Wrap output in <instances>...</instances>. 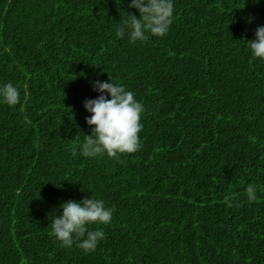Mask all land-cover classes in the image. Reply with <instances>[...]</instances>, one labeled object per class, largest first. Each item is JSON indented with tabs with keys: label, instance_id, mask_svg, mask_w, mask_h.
I'll list each match as a JSON object with an SVG mask.
<instances>
[{
	"label": "trees",
	"instance_id": "trees-1",
	"mask_svg": "<svg viewBox=\"0 0 264 264\" xmlns=\"http://www.w3.org/2000/svg\"><path fill=\"white\" fill-rule=\"evenodd\" d=\"M127 12L0 0V84L21 90L0 103V264H264V59L246 41L264 0H174L169 32L135 44L115 35ZM109 77L144 105L141 147L85 157L83 101ZM88 196L114 209L90 226L104 239L62 247L53 216Z\"/></svg>",
	"mask_w": 264,
	"mask_h": 264
},
{
	"label": "clouds",
	"instance_id": "clouds-1",
	"mask_svg": "<svg viewBox=\"0 0 264 264\" xmlns=\"http://www.w3.org/2000/svg\"><path fill=\"white\" fill-rule=\"evenodd\" d=\"M128 6L137 9L139 16L127 12L115 29L116 37H127L135 44L143 42L147 34L162 37L169 32L174 19V0H128ZM246 41L252 55L264 59V25L256 28L254 39ZM90 83L99 95L83 101L85 110L91 113L85 117L91 135H85L80 154L85 157L106 154L119 159V154L138 151L141 147L139 133L143 128L141 117L144 105L136 99L134 91L110 77L108 80L95 79ZM20 100L19 87L12 82L0 84V103L13 107ZM252 191L249 189L250 194ZM60 208V214L54 215L51 221L55 239L62 247L70 248L76 243L84 253L95 251L105 233L102 228L92 230L90 226L110 224L114 209L106 207L103 199L92 196L63 201Z\"/></svg>",
	"mask_w": 264,
	"mask_h": 264
}]
</instances>
